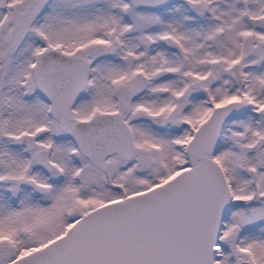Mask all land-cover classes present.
<instances>
[{
  "label": "snow or ice",
  "instance_id": "6c2138e0",
  "mask_svg": "<svg viewBox=\"0 0 264 264\" xmlns=\"http://www.w3.org/2000/svg\"><path fill=\"white\" fill-rule=\"evenodd\" d=\"M0 264H264V0H0Z\"/></svg>",
  "mask_w": 264,
  "mask_h": 264
}]
</instances>
